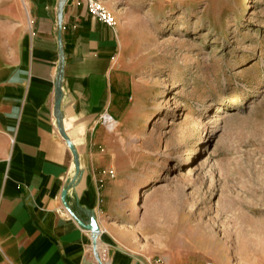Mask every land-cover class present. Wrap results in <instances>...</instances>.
<instances>
[{
    "label": "crops",
    "instance_id": "0c3cea01",
    "mask_svg": "<svg viewBox=\"0 0 264 264\" xmlns=\"http://www.w3.org/2000/svg\"><path fill=\"white\" fill-rule=\"evenodd\" d=\"M102 1L113 26L87 0H12L0 12V258L8 264H158L140 242L130 158L99 115L127 124L138 80L127 56L130 18L160 15L175 0ZM63 188L81 220L94 216L95 252L91 232L63 206Z\"/></svg>",
    "mask_w": 264,
    "mask_h": 264
},
{
    "label": "rangeland",
    "instance_id": "374dc122",
    "mask_svg": "<svg viewBox=\"0 0 264 264\" xmlns=\"http://www.w3.org/2000/svg\"><path fill=\"white\" fill-rule=\"evenodd\" d=\"M141 13L127 37L130 117L110 130L138 184L141 245L158 264H264V0Z\"/></svg>",
    "mask_w": 264,
    "mask_h": 264
},
{
    "label": "built area",
    "instance_id": "2783aa9c",
    "mask_svg": "<svg viewBox=\"0 0 264 264\" xmlns=\"http://www.w3.org/2000/svg\"><path fill=\"white\" fill-rule=\"evenodd\" d=\"M87 9L91 15L102 20L110 26L115 25L116 21L113 13L104 5L101 0H87ZM99 122L107 129H114L116 119L108 112H102L99 115Z\"/></svg>",
    "mask_w": 264,
    "mask_h": 264
},
{
    "label": "water",
    "instance_id": "95a60500",
    "mask_svg": "<svg viewBox=\"0 0 264 264\" xmlns=\"http://www.w3.org/2000/svg\"><path fill=\"white\" fill-rule=\"evenodd\" d=\"M66 142H67V145L73 149V146H72V143L66 138ZM65 193H66V189L63 188L62 191H61V194H60V198H61V201H62V204L63 206L67 209V211L71 214V216L77 221V223L89 230L91 232V246H92V249L96 250V243H97V232H98V226L96 224V221H95V218L93 215H90L89 217V220L87 222H84L83 220H81L74 212L73 210L68 206V204L66 203L65 201Z\"/></svg>",
    "mask_w": 264,
    "mask_h": 264
},
{
    "label": "bare ground",
    "instance_id": "6f19581e",
    "mask_svg": "<svg viewBox=\"0 0 264 264\" xmlns=\"http://www.w3.org/2000/svg\"><path fill=\"white\" fill-rule=\"evenodd\" d=\"M249 4L248 3H246L245 4V8L248 6ZM226 112H218V113H216L215 115H214V119L215 120H219V119H222V118H224V117H226ZM216 122V121H215ZM150 188H148V190L147 191H145L143 194H142V198H141V202H143L145 199H146V197H147V194L148 193H150V191H152V189H154V187H155V185L154 184H152L151 186H149ZM140 205V204H139ZM137 206V207H140V206Z\"/></svg>",
    "mask_w": 264,
    "mask_h": 264
}]
</instances>
